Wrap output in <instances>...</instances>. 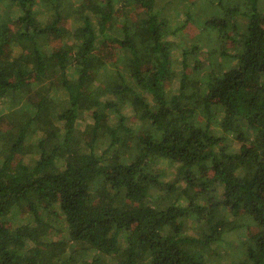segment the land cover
Segmentation results:
<instances>
[{"label": "trees", "instance_id": "trees-1", "mask_svg": "<svg viewBox=\"0 0 264 264\" xmlns=\"http://www.w3.org/2000/svg\"><path fill=\"white\" fill-rule=\"evenodd\" d=\"M198 2L0 0V264H264V0Z\"/></svg>", "mask_w": 264, "mask_h": 264}, {"label": "rangeland", "instance_id": "rangeland-1", "mask_svg": "<svg viewBox=\"0 0 264 264\" xmlns=\"http://www.w3.org/2000/svg\"><path fill=\"white\" fill-rule=\"evenodd\" d=\"M200 3L203 1V0H198ZM198 2V3H199ZM199 3V5H200ZM202 5V3H201ZM200 5V7L202 8V6ZM201 14V11L199 13L196 14V17H198L199 15ZM191 16L195 15V12H191L190 14ZM183 17V19H186V17L184 16V14H180L178 16H175L174 17V20L175 21H178L179 19L181 20ZM167 20V19H166ZM171 20H167V23H170ZM185 23V22H184ZM184 23L181 24V21L178 22V27L181 28V25H183ZM144 30V28L146 27H142ZM205 34L206 32H202L200 33L192 24H188L185 28L182 29V33H181V36L176 40L178 43H179V46L182 48V47H185L186 44H188L190 42V40H197V41H201V40H204L205 38ZM193 43H191L189 45V47L191 48ZM181 50H178L176 52H174V61L176 62H179L181 60ZM203 59H205V57H202ZM99 97L100 95H95V96H92L90 98V101L93 102V103H96V101H99ZM137 111L139 110V108H136ZM125 114L132 116L131 114V110L130 109H127L125 111ZM16 162H19V160H15ZM205 179L202 178V180H200L199 182H197L196 184L194 183L192 186V190H199L201 188V186L203 185ZM221 193V191H219ZM220 195V194H219ZM219 197V196H218ZM187 215L191 218H195L198 216L199 218V215H198V212L194 209H187ZM191 234H194V231L191 232ZM203 234V235H202ZM195 235H197L195 233ZM200 239L201 240H206V235L204 233L201 232V234L199 235ZM236 239L235 237H228L224 242H222L221 244H215L217 246L214 245V250L220 254V256H217L216 258H214V260H225V259H229L230 257L233 256V252H234V249L232 247V243H235ZM237 243V242H236ZM222 249H226V251H222ZM205 254L208 256V257H214L213 255V251L212 250H209V249H206L204 250Z\"/></svg>", "mask_w": 264, "mask_h": 264}]
</instances>
